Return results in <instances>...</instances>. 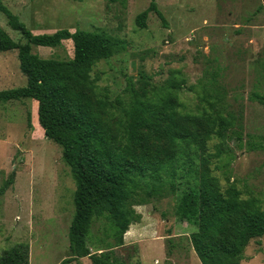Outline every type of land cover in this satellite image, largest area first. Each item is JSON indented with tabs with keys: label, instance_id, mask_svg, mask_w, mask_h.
Wrapping results in <instances>:
<instances>
[{
	"label": "rangeland",
	"instance_id": "1",
	"mask_svg": "<svg viewBox=\"0 0 264 264\" xmlns=\"http://www.w3.org/2000/svg\"><path fill=\"white\" fill-rule=\"evenodd\" d=\"M0 2L35 34L64 28L89 30L124 42V50L95 65L92 77L99 76L100 89L83 90L93 100L107 92L110 101L120 97L128 106L132 99L129 80L135 89L149 94L154 90L166 93L172 81L184 80V88L173 90L179 111L196 117L200 125L209 107L200 98H217L225 116L235 123L223 139L214 136L207 142L206 153H216L220 143L224 148L222 156L212 158V174L223 191L234 185L243 198H256L264 207V150L248 149L249 142H258L264 134V100L258 97L264 94L262 0ZM152 3L164 19L150 11L147 27L141 28L137 16ZM0 26L13 40L26 41L9 26L1 10ZM32 51L42 58L69 60L74 56V45L66 40L58 47L32 45ZM26 85L18 51L0 52V90ZM34 103L32 98L0 102V188L5 187L0 196V256L18 243H28L30 264H62L71 254L68 232L75 214L76 184L61 146L40 134L44 132L37 118L34 124ZM113 112L114 124L120 112L118 108ZM34 115L38 116L37 109ZM197 127L199 144L205 127ZM184 171L179 170V174ZM163 190L165 196L155 201L147 199L142 190L135 196L133 223L122 244H118L114 225L105 217L96 218L88 235L91 250L115 249L116 257L127 262L202 264L190 241L196 227L176 214L179 191L171 190L169 180ZM171 243L173 252L169 254ZM70 264L92 261L85 257ZM237 264H264V237L252 240Z\"/></svg>",
	"mask_w": 264,
	"mask_h": 264
},
{
	"label": "trees",
	"instance_id": "2",
	"mask_svg": "<svg viewBox=\"0 0 264 264\" xmlns=\"http://www.w3.org/2000/svg\"><path fill=\"white\" fill-rule=\"evenodd\" d=\"M0 10L9 26L26 39L17 42L0 26V52L17 50L20 69L27 77L26 86L0 90V102L26 98L38 101L45 137L61 146L76 184L75 214L68 232L71 254L62 264L84 257H89L92 264H144L118 259L115 249L93 252L88 235L94 220L105 217L116 228L118 244H122L133 223L135 196L142 190L153 201L164 197L167 180L174 193L179 191L178 218L196 227L190 241L202 264H237L249 243L264 237V207L258 199L243 198L234 185L223 191L212 174V158L222 156L224 148L220 143L216 153H206L207 142L214 136L223 139L235 123L225 116L217 98H200L209 105L200 125L196 117L179 111L173 90L184 88V80L172 81L163 94L155 90L141 93L129 80L132 99L128 106L120 97L110 101L107 92L93 100L83 93L100 89L99 76L92 77L93 69L124 50L122 40L103 32L66 28L35 34L2 2ZM153 10L164 19L152 3L137 16L141 28L147 27V17ZM66 40L74 45V56L69 60L42 58L32 51V45L58 47ZM258 97L264 100V94ZM113 108L120 112L114 124ZM201 125L205 135L198 144L196 129ZM248 149L264 150V134L258 142H249ZM181 169L185 171L179 174ZM4 193L5 187H1L0 196ZM172 247L173 243L168 247L169 254ZM0 264H30V245L18 243L6 249Z\"/></svg>",
	"mask_w": 264,
	"mask_h": 264
},
{
	"label": "crops",
	"instance_id": "3",
	"mask_svg": "<svg viewBox=\"0 0 264 264\" xmlns=\"http://www.w3.org/2000/svg\"><path fill=\"white\" fill-rule=\"evenodd\" d=\"M262 3H263V0H262ZM261 7H262V5H261ZM263 13H264V11H263ZM263 17H264V14H263ZM253 22V21H252ZM252 22H250V27H254V25L255 24H252ZM264 26V25H263ZM35 100V99H34ZM36 106H35V108H33L32 109V115H33V120H34V124H35V120H36V118L39 120V116H35L34 115V109H37V111H38V106H39V103H38V101L37 100H35V103H34ZM39 124H40V122H39ZM41 126V125H40ZM41 128H42V126H41ZM39 129H40V127H39ZM43 129V128H42ZM35 131H37V128H36V130ZM40 132V134H44L45 135V133H41V131H39ZM43 132H44V129H43ZM85 258V257H84ZM89 258V257H88ZM81 259H83V258H81Z\"/></svg>",
	"mask_w": 264,
	"mask_h": 264
}]
</instances>
